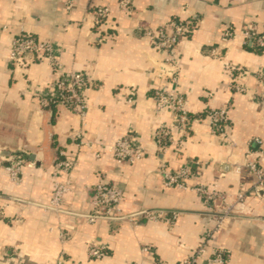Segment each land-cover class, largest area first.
Returning <instances> with one entry per match:
<instances>
[{
  "label": "crops",
  "instance_id": "obj_1",
  "mask_svg": "<svg viewBox=\"0 0 264 264\" xmlns=\"http://www.w3.org/2000/svg\"><path fill=\"white\" fill-rule=\"evenodd\" d=\"M118 1L71 0L68 10L66 0H0V264H53L60 255L66 264H179L207 234H212L211 246L230 251L226 264H264L262 199L249 195L235 217L215 230L218 209L192 189L165 187L159 174L162 160L172 170L197 161L189 185L217 189L231 202L253 185L251 172L243 167L236 173L235 167L258 156L248 157L249 142L264 136V54L244 45L241 36L224 42L221 33L229 25L260 29L264 0H134L128 12L119 9ZM100 7L111 9V29L97 26L94 11ZM173 18L196 24L176 48L177 89L193 120L183 149L162 155L154 133L161 124L172 126L173 118L158 110L153 94L173 84L160 71L165 53L151 46L144 29ZM21 31L52 43L66 72L88 73L98 83L86 91L84 122L66 109L40 105L39 96L54 90L47 63L26 70L10 63V40ZM226 64L246 71L242 82L248 94L229 89ZM130 91L135 92L131 103ZM222 106L229 107L227 139L213 134L202 118L205 110ZM79 134L107 147L132 135L146 154L135 163L117 164L106 148L97 158V147L79 146ZM173 134L179 137L177 129ZM61 150L76 161L73 192L63 209L54 211L47 204ZM16 152L27 160L18 182L10 179L5 161ZM259 161L264 168V145ZM100 181L123 189L121 208L127 218L87 222L92 189ZM148 212L164 219L151 220ZM174 214L177 218L168 223ZM62 232L69 238L62 239ZM91 243L104 246L107 256L90 258ZM144 247L151 250L144 252Z\"/></svg>",
  "mask_w": 264,
  "mask_h": 264
},
{
  "label": "built area",
  "instance_id": "obj_2",
  "mask_svg": "<svg viewBox=\"0 0 264 264\" xmlns=\"http://www.w3.org/2000/svg\"><path fill=\"white\" fill-rule=\"evenodd\" d=\"M134 0H119V9L128 12L133 7ZM66 8L71 10V0H66ZM96 24L99 27L105 26L111 29V9L109 7H100L94 11ZM196 28V24L190 19H170L156 29L145 28L144 35L148 38L151 46L165 53L166 57L160 67L161 73L171 78L172 89H157L153 97L158 110L168 111L172 118V126L161 124L155 131L153 142L159 153L165 154L172 148L180 152L188 136L190 125L193 120L191 111L187 106V99L183 93L177 89L179 60L176 48L183 39L190 37ZM242 37L244 45H250L264 54V23L260 29L255 26H249L242 30H237L229 25L221 33V39L224 42H230L237 37ZM104 37H99L102 42ZM8 59L17 69L26 70L34 63H47L53 71L55 77L53 83V92L39 96L40 105L44 108H63L77 115L84 122L89 109V103L86 91L90 87H99L98 83L84 72H66L63 64L58 58V49L44 39L36 35L21 31L14 35L9 44ZM170 67V68H169ZM225 69L229 74V89L236 93L248 94V88L242 82L246 71L232 64H226ZM260 79L264 82V73L260 74ZM135 92L130 91L128 101L133 102ZM228 106L210 108L203 113V119L208 121L211 132L227 139V130L229 127ZM173 129L179 131V137L175 138ZM78 145L87 148H96L95 156H101V150L107 149L112 153L117 164L135 163L144 157L146 150L141 146L137 139L132 135L118 138L112 145L106 146L90 140H85L84 134H79ZM264 145V136L254 137L249 142L248 157L258 155L248 159L243 165L235 167V172L239 173L243 167L247 168L254 177V183L247 191H242L235 196L234 202L228 200L227 194L217 190L210 189L202 184L189 185V181L196 177L194 165L199 162H190L181 166L177 170L168 169L164 160L160 163L159 174L165 187H176L179 189H192L199 197L213 204L218 209V219L215 230L221 229L225 222L235 217V210L245 203L249 195H255L264 201V168L260 164L259 154ZM8 162L6 169L10 179L14 182L20 181L23 176V167L27 160L22 153H13L5 160ZM75 158L65 150L59 152V158L54 164V181L52 187V196L48 200L47 208L54 211H61L65 205L66 197L73 192L71 183V173L75 167ZM61 177V179H59ZM93 194L90 199L92 212L87 215V222L94 223L98 219H116L127 218L121 208L124 198L123 189L115 183L100 181L93 187ZM2 213V212H0ZM151 220L163 218V214L154 212L147 213ZM177 218L174 214L166 219L168 223H173ZM164 219V218H163ZM69 233L62 232L61 238H69ZM212 234H207L201 245L194 250L188 257L180 261L179 264H199L204 259L206 264H226L230 251L222 247H213L210 245ZM144 252H149L150 247H144ZM90 258L102 259L107 256V250L104 246L91 243L88 248ZM12 259V257L10 258ZM53 264H66L63 255L58 256Z\"/></svg>",
  "mask_w": 264,
  "mask_h": 264
},
{
  "label": "trees",
  "instance_id": "obj_3",
  "mask_svg": "<svg viewBox=\"0 0 264 264\" xmlns=\"http://www.w3.org/2000/svg\"><path fill=\"white\" fill-rule=\"evenodd\" d=\"M251 48H253V47H251ZM253 49H255V48H253ZM257 50V49H256ZM258 51V50H257Z\"/></svg>",
  "mask_w": 264,
  "mask_h": 264
},
{
  "label": "water",
  "instance_id": "obj_4",
  "mask_svg": "<svg viewBox=\"0 0 264 264\" xmlns=\"http://www.w3.org/2000/svg\"><path fill=\"white\" fill-rule=\"evenodd\" d=\"M161 66H162V65H161ZM161 66H160V67H161Z\"/></svg>",
  "mask_w": 264,
  "mask_h": 264
}]
</instances>
